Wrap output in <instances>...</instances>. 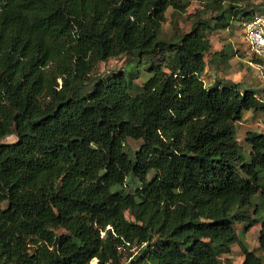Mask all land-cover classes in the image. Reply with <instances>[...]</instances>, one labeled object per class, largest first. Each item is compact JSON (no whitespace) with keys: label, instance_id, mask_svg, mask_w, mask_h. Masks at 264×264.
I'll return each instance as SVG.
<instances>
[{"label":"trees","instance_id":"obj_1","mask_svg":"<svg viewBox=\"0 0 264 264\" xmlns=\"http://www.w3.org/2000/svg\"><path fill=\"white\" fill-rule=\"evenodd\" d=\"M192 1L215 22L166 37ZM244 1L0 0V264H264L237 227L264 250V133L236 125L264 95L203 78L210 34L264 4ZM123 55L150 77L96 76Z\"/></svg>","mask_w":264,"mask_h":264},{"label":"rangeland","instance_id":"obj_2","mask_svg":"<svg viewBox=\"0 0 264 264\" xmlns=\"http://www.w3.org/2000/svg\"><path fill=\"white\" fill-rule=\"evenodd\" d=\"M263 0H248L242 2L240 5L241 8H245L248 3L252 6H256V3H261ZM253 8V7H252ZM248 9H251L248 8ZM256 11L262 13L264 11L263 7H257ZM197 10L203 11L204 17L210 21L211 24L215 22L213 19L216 12L205 11L201 3L197 1H192L187 11L185 13L180 11H175L173 8H169L167 11V22L163 25V32L166 37H170L174 34L175 22L177 26L184 31H188L191 28L194 18L191 15H194ZM243 10L240 12L241 16ZM231 18V17H230ZM240 18V17H239ZM239 18H231V24L227 29H220L214 31L210 34L212 41V50L206 55L207 65L204 72L203 78L207 85L211 84L217 79H228L234 82L240 83L242 88H251L258 92L259 96L264 94V76L261 73V70L256 66L252 65L250 62L253 61V54L249 49V43L245 36L244 29V20ZM227 48L232 54L229 60L219 61L213 60V53ZM148 62L147 60L141 61L138 55L136 56H126L112 58L108 61L99 63L96 68L95 74L98 75H107L113 74L120 69H125L129 72H134L136 75L140 74V77L137 78V82H143L150 77V73L147 70ZM238 136L241 140L246 136L249 130L263 132L264 133V118L260 114H254L253 112H246L244 119L237 123ZM17 138L15 135L6 137L3 141L12 142ZM130 144L136 149L139 146V142L130 141ZM255 202L260 204L261 210H264V203L260 200L259 196L255 197ZM238 230L240 231L241 239L250 250H253L258 255L264 256V250L261 249L259 243V232L261 225L259 223L246 228L243 224L237 225ZM136 247L132 248V251H135ZM226 259L231 260L235 264H239L244 259V253L240 245L236 244L233 246L230 254H223L222 260ZM93 263H96L94 260ZM123 264H128L127 257L123 259Z\"/></svg>","mask_w":264,"mask_h":264},{"label":"built area","instance_id":"obj_3","mask_svg":"<svg viewBox=\"0 0 264 264\" xmlns=\"http://www.w3.org/2000/svg\"><path fill=\"white\" fill-rule=\"evenodd\" d=\"M244 29L249 49L254 58L250 63L256 65L264 76V11L247 20Z\"/></svg>","mask_w":264,"mask_h":264}]
</instances>
